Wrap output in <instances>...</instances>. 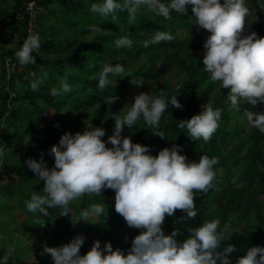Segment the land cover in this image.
<instances>
[{
    "label": "trees",
    "instance_id": "1",
    "mask_svg": "<svg viewBox=\"0 0 264 264\" xmlns=\"http://www.w3.org/2000/svg\"><path fill=\"white\" fill-rule=\"evenodd\" d=\"M30 2H33V11L27 9ZM117 2L123 3V0ZM93 3H102V0H0V170L18 179L0 184V215L3 217L0 224L12 217L14 208L28 211L26 203L33 195L45 194L43 181L24 161L40 160L42 155L44 166L49 169L54 166L51 148L59 144L65 133L74 134L77 125L65 123L69 114L80 115L83 110L94 107L92 127L103 128L105 132L111 130L112 134L105 133L102 139L107 147H112L107 143L115 127L112 118L126 114L129 109L122 113L123 101L137 87L131 79L142 78L149 83L144 93L169 102L172 95H176L183 108L176 109L169 104L158 129L151 128L141 117L133 126H125L121 135L130 136L133 143L148 146L153 156L166 147L179 145L180 154L185 155L188 162H199L204 155L218 160L214 165L215 187L207 194L195 193L197 216L181 220L186 214L177 210L174 216H166L162 225L164 234L178 230L176 239L183 242L193 227L219 219L220 229L223 230L225 224L228 228L218 251L223 252L228 245L235 248L227 254L230 264H236L249 248L264 247V134L244 115L245 110L264 113V102L255 106L242 103L238 112L228 100L230 90L211 80L199 53L203 37L207 40L210 32L196 23L191 5L187 6V14L173 11L170 19L142 6L133 19L120 9L108 16L93 13L90 11ZM245 4L251 11L245 35L256 32L264 37V8L258 0H245ZM92 25L104 30L91 32ZM156 31L167 32L174 40L144 47V42L150 41ZM33 34L39 36L41 45L39 51L33 53L36 64L22 67L18 60L13 65L9 63L8 58L13 59V53ZM123 37L132 41L131 47L116 46V41ZM116 64L125 67V74H110L109 85L100 90L97 85L103 67ZM174 67L177 70L172 77L165 78ZM65 79L71 91L51 95V89L59 90ZM34 81L39 82L37 90L31 87ZM115 95L119 99L114 104L105 103L107 97ZM207 103L214 110L221 109L219 127L208 142L203 138L191 139L186 127L178 126L180 120L200 114ZM50 110L53 116L49 119L46 114ZM157 130L163 132L165 139L153 135L152 131ZM26 141L29 147L21 152ZM94 205L104 208L100 216L96 215V221L91 217ZM69 208L67 216H60L62 209L57 207L48 209L49 217L41 214L39 219L30 218L34 226L32 233L47 239L48 247H60L82 235L85 239L81 255L97 240L101 249L110 242L113 250L119 248L126 255L134 237L142 231L129 227L116 213L115 192L111 189L103 190L101 196L86 194L70 202ZM32 214L40 215L39 212ZM82 214L89 216L86 223L76 221ZM40 220L46 221L44 226L39 225ZM105 231H109L106 240L100 237ZM3 232L7 234L6 229ZM14 241L16 245L11 249L8 264H54L51 256L37 261L25 259L21 252L25 243L19 237ZM3 251L4 246L0 248V257ZM217 264L221 262L217 260Z\"/></svg>",
    "mask_w": 264,
    "mask_h": 264
},
{
    "label": "clouds",
    "instance_id": "2",
    "mask_svg": "<svg viewBox=\"0 0 264 264\" xmlns=\"http://www.w3.org/2000/svg\"><path fill=\"white\" fill-rule=\"evenodd\" d=\"M260 7L264 2L258 0ZM192 6L196 23L207 30L209 37L201 42L200 55L206 72L211 74L213 82H220L222 88L229 89L227 95L231 106L239 112L242 103L255 106L264 102V37L256 32L245 35L247 17L251 15L245 0H102L93 3L90 11L108 16L117 9L127 11L131 18L143 7L162 16L171 18L174 11L187 14V6ZM100 26H90L91 32L103 31ZM208 36V35H207ZM173 35L156 31L150 41L144 42V47L160 42H171ZM38 35H29L15 55L22 67L36 64L34 52L40 49ZM116 46L131 47L132 41L123 37L116 41ZM206 50L205 53L203 51ZM202 51V53H201ZM124 75L122 64L105 65L99 74L97 87L104 90L109 85V75ZM35 77V73H32ZM136 86H142L144 80L131 79ZM38 81L31 84L37 90ZM179 89V86L177 90ZM71 91V86L65 80L61 88L51 89V95L57 96ZM176 95L170 102L163 97H152L148 93H140L134 97L131 108L121 117L113 116L115 127L113 135L108 137L107 147L102 139L105 136L103 128L94 127L77 132L65 133L59 144L51 148L54 155V166L49 169L44 166L43 156L40 160L28 158L24 161L27 167L43 181L44 195H33L26 203L27 210L39 212L42 217H49V208H61L60 216L70 213V202L83 196L95 194L101 196L102 191L111 189L115 192V211L124 218L129 227L142 229L132 241L128 253L117 248L113 250L110 242L101 249L100 241L93 243L91 249L84 255L80 254L84 237L77 235L70 243L60 247H45L44 253L49 254L54 264H230L227 254L235 251L233 245H228L223 252L220 249L224 241V229H220V220L205 222L202 226L193 227L190 235L183 242H178V230L165 235L162 225L166 216H174L179 210L186 215L181 220L195 218V193L207 194L215 187L216 158L201 156L199 162H188L181 155V147L175 145L171 149L164 148L155 156L150 154V148L139 143H133L131 137L122 136L125 128L133 126L141 117L151 126L158 129L160 119L169 104L176 109H182ZM118 96L107 97L105 103L114 104ZM244 115L249 123L264 134V113H253L245 110ZM221 109H213L211 104L203 106V111L188 120H180L179 127L188 131V136L194 140L203 138L208 142L219 127ZM153 135L165 139L163 132L152 131ZM92 212L100 216L104 212L102 205H94ZM86 215V214H85ZM84 219V218H83ZM85 220V219H84ZM86 221V220H85ZM44 226L46 221H38ZM11 250L0 257V264H8ZM236 264H264V247L253 246L245 255L240 256Z\"/></svg>",
    "mask_w": 264,
    "mask_h": 264
},
{
    "label": "rangeland",
    "instance_id": "3",
    "mask_svg": "<svg viewBox=\"0 0 264 264\" xmlns=\"http://www.w3.org/2000/svg\"><path fill=\"white\" fill-rule=\"evenodd\" d=\"M203 51V50H202ZM201 51V53H202ZM203 51V53H205ZM140 59H143L141 57ZM135 66V65H134ZM177 70L176 67L172 68L166 75L165 78L172 77L174 72ZM161 79H159L160 81ZM152 83V82H150ZM153 84H156V82H153ZM149 83L144 82L142 86H137L133 90L129 92L125 100L123 101V110L122 113L126 112L128 109L131 108L132 102H134V97L140 93H144L145 89L148 87ZM94 107L83 110L80 115H76L75 113L69 114V116L66 118L65 123H77L74 134L77 132L83 133L87 129L93 128L92 122H91V114L94 112ZM53 116V112L50 110L47 114V118H51ZM48 122V121H46ZM107 135L112 134V131H106ZM37 135H34V138H36ZM22 151H26L29 147L28 141L24 142V145L22 146ZM0 151H2V148H0ZM39 178V177H38ZM17 181L18 179L15 176H11L2 170H0V184L5 183L7 180ZM77 200V199H76ZM76 200L72 201L75 202ZM32 217H37L38 219L41 217L35 216V214H32L30 211L20 210L17 208L13 209V215L10 218H6L5 221L0 224V248L4 246L3 253L6 254L7 251L11 250L15 247V241L14 238L19 237L22 239V241L25 243V246H23V250L21 251L24 254V258L28 259L29 261H37L40 258L43 259H50L49 254L44 253V248L48 247V240L41 238L39 234L32 233L33 230V224L29 222V219ZM88 215L82 214L81 217L77 218V222L79 223H86L88 218ZM91 217L96 221V215L91 214ZM86 220H84V219ZM3 219V217L0 215V220ZM6 229V235L3 231ZM110 231V230H109ZM109 231H105L101 237V239H107ZM116 233V232H115Z\"/></svg>",
    "mask_w": 264,
    "mask_h": 264
},
{
    "label": "built area",
    "instance_id": "4",
    "mask_svg": "<svg viewBox=\"0 0 264 264\" xmlns=\"http://www.w3.org/2000/svg\"><path fill=\"white\" fill-rule=\"evenodd\" d=\"M27 9L30 10V11H33V2H30V3L28 4ZM16 52H17V51H15V52L13 53V59L8 58V62L11 63L12 65H13L14 62L17 60L16 55H15Z\"/></svg>",
    "mask_w": 264,
    "mask_h": 264
}]
</instances>
